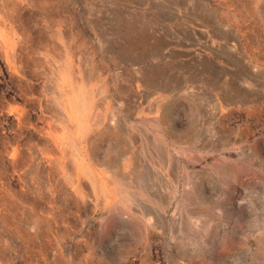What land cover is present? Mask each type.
Here are the masks:
<instances>
[{
  "label": "rangeland",
  "instance_id": "1",
  "mask_svg": "<svg viewBox=\"0 0 264 264\" xmlns=\"http://www.w3.org/2000/svg\"><path fill=\"white\" fill-rule=\"evenodd\" d=\"M228 2L0 0V264H264V0ZM62 30L97 104L48 146Z\"/></svg>",
  "mask_w": 264,
  "mask_h": 264
},
{
  "label": "bare ground",
  "instance_id": "2",
  "mask_svg": "<svg viewBox=\"0 0 264 264\" xmlns=\"http://www.w3.org/2000/svg\"><path fill=\"white\" fill-rule=\"evenodd\" d=\"M68 31L64 32L62 30L60 34V51L56 52L58 57L57 62L54 64V68H50V72L60 76L63 81L61 90H58L57 95L54 96L58 106V110L56 111L57 122H55L51 116L52 108L49 105H45V108H43V111L48 112V114L44 113L42 117L43 126L41 127V130L43 132L42 136L45 137V142L48 146L51 145L53 136H55L56 133H59L60 136L64 134L65 138H69V132L71 129L70 122L72 119L76 122L77 130V134L76 131L73 133L72 140H74V143L79 142L78 136H81L83 131L86 129L90 112L96 107L97 104V102H95V96L92 92L94 85L90 84L87 86V83L83 84L81 68L79 65L74 64L72 61L73 54L69 53V49L66 46L65 40L68 37ZM17 44L18 42L15 37H11L8 34L7 30L3 26L2 21L0 20V45L3 46L6 52H12L14 55L18 49ZM70 77H72L71 80ZM93 79L95 80L94 77ZM70 89L74 90L73 94ZM101 101L104 103L105 99H102ZM13 152L14 156H16V154L19 152V149L15 147ZM43 153L44 155L36 156L37 165H48L52 161V156L50 154L47 152Z\"/></svg>",
  "mask_w": 264,
  "mask_h": 264
},
{
  "label": "crops",
  "instance_id": "3",
  "mask_svg": "<svg viewBox=\"0 0 264 264\" xmlns=\"http://www.w3.org/2000/svg\"><path fill=\"white\" fill-rule=\"evenodd\" d=\"M229 0H227V3L229 4V2H228ZM218 121V120H217ZM220 122V121H219Z\"/></svg>",
  "mask_w": 264,
  "mask_h": 264
}]
</instances>
